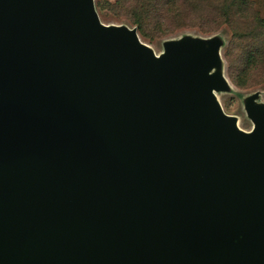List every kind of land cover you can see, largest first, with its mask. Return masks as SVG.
<instances>
[{"label": "water", "instance_id": "1", "mask_svg": "<svg viewBox=\"0 0 264 264\" xmlns=\"http://www.w3.org/2000/svg\"><path fill=\"white\" fill-rule=\"evenodd\" d=\"M218 45L0 0V264H264V105L222 111Z\"/></svg>", "mask_w": 264, "mask_h": 264}, {"label": "trees", "instance_id": "2", "mask_svg": "<svg viewBox=\"0 0 264 264\" xmlns=\"http://www.w3.org/2000/svg\"><path fill=\"white\" fill-rule=\"evenodd\" d=\"M209 2V4H208ZM130 12L136 33L152 38L146 28L172 33L181 28H198L202 33L212 32L220 24L233 26L236 17L249 14L248 0H116ZM129 14V13H128ZM251 26L237 32L234 29L225 58L229 74L236 73L242 81L264 74V18L249 14ZM242 42V43H241ZM232 78V77H231ZM234 83H238L235 79Z\"/></svg>", "mask_w": 264, "mask_h": 264}, {"label": "rangeland", "instance_id": "3", "mask_svg": "<svg viewBox=\"0 0 264 264\" xmlns=\"http://www.w3.org/2000/svg\"><path fill=\"white\" fill-rule=\"evenodd\" d=\"M92 2L100 23L134 28L130 12H127V9L125 10L126 3L122 6L116 3V0H92ZM247 9L250 15L257 14L258 17L264 18V0H248ZM242 14L245 16L236 17L233 26L223 23L209 33H202L198 28H181L166 34L161 33L160 29L146 28L148 34L153 35L152 38H143L138 34L137 36L156 57L163 53L164 42L179 44L185 38H190L192 40L199 39L207 46L208 40L214 37L217 38L220 43L217 47L220 65L219 67L211 66L208 72L220 73L225 79L227 88L214 91V96L222 111L235 119L236 126L243 131H249L253 125L245 114L244 103L248 96L254 95L253 102L258 105H264V74L261 77L251 76L242 81L239 76L236 78V73L233 72V75L229 74L230 69L225 58L226 49L233 36L234 29H237V32L243 29L247 30L253 22H251L249 14L247 15L245 12H242ZM234 79L240 84L234 83Z\"/></svg>", "mask_w": 264, "mask_h": 264}]
</instances>
